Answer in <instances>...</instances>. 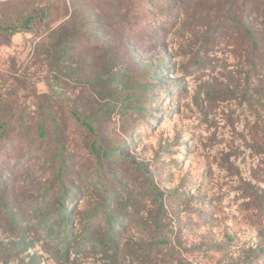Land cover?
<instances>
[{"label":"rangeland","instance_id":"rangeland-1","mask_svg":"<svg viewBox=\"0 0 264 264\" xmlns=\"http://www.w3.org/2000/svg\"><path fill=\"white\" fill-rule=\"evenodd\" d=\"M33 7L0 29V264H264V0H0V27Z\"/></svg>","mask_w":264,"mask_h":264},{"label":"trees","instance_id":"trees-1","mask_svg":"<svg viewBox=\"0 0 264 264\" xmlns=\"http://www.w3.org/2000/svg\"><path fill=\"white\" fill-rule=\"evenodd\" d=\"M45 6H47V9H50V7H51V5L45 4V5L41 6V9L42 10L46 9ZM38 10L39 9H36L35 7H33L29 10V12L24 17L18 18L17 23L11 24V25L1 26L0 29L8 30L11 32H19L22 28L26 29V30H31L30 21L33 19L34 14ZM59 205H60V214H59V218L56 215L57 219L55 221L56 232H57L55 235V239L58 241L61 240L63 243L66 244V246H64V249H63V254L65 256H67L69 254V252L72 251V247H70L68 245V241L73 237V226H70V224H68V222L65 219L66 209L65 208L63 209L64 204L62 202H60ZM117 220L118 219H115L114 223ZM110 235L111 236L114 235L113 228H110V230H107L106 232L104 231L103 236L105 238H107V240L105 242H101L103 247H109V245H112V243L114 242V240H113L114 238H112ZM163 242H164L163 238L158 237V239H155V241L153 243L154 244L159 243L161 245V244H163ZM77 249L78 248H76L75 250H77Z\"/></svg>","mask_w":264,"mask_h":264}]
</instances>
